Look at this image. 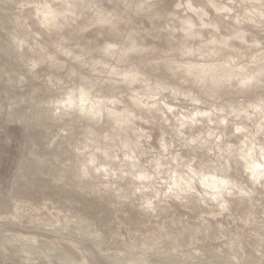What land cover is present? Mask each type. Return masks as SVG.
Returning <instances> with one entry per match:
<instances>
[{
    "label": "clouds",
    "instance_id": "clouds-1",
    "mask_svg": "<svg viewBox=\"0 0 264 264\" xmlns=\"http://www.w3.org/2000/svg\"><path fill=\"white\" fill-rule=\"evenodd\" d=\"M0 264H264V0H0Z\"/></svg>",
    "mask_w": 264,
    "mask_h": 264
}]
</instances>
